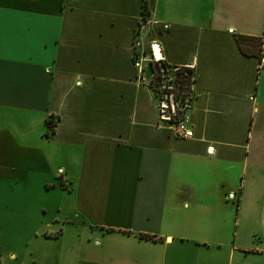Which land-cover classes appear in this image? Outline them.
<instances>
[{"label":"crops","instance_id":"obj_1","mask_svg":"<svg viewBox=\"0 0 264 264\" xmlns=\"http://www.w3.org/2000/svg\"><path fill=\"white\" fill-rule=\"evenodd\" d=\"M0 264H264V0H0Z\"/></svg>","mask_w":264,"mask_h":264},{"label":"built area","instance_id":"obj_2","mask_svg":"<svg viewBox=\"0 0 264 264\" xmlns=\"http://www.w3.org/2000/svg\"><path fill=\"white\" fill-rule=\"evenodd\" d=\"M150 60L155 62L161 60L156 46L152 49V57ZM137 65H139V63H137ZM167 75H165V78H163L161 82H158L153 87L158 99L157 107L159 123L170 126L174 135L178 138H192L193 131L190 128L188 116V112L191 108V98L190 96H187L185 99H176L174 94L170 92L174 87L173 77L168 78L166 77Z\"/></svg>","mask_w":264,"mask_h":264},{"label":"trees","instance_id":"obj_3","mask_svg":"<svg viewBox=\"0 0 264 264\" xmlns=\"http://www.w3.org/2000/svg\"><path fill=\"white\" fill-rule=\"evenodd\" d=\"M144 11H146V8L144 7ZM146 19V17H144ZM239 43L242 44L243 42H255L256 40L251 38H245L240 37ZM150 69L153 73V77L151 79V84H153V87L158 82H161L163 78L166 77H173V88L170 90L175 96L176 99H185L187 96H190L191 98V85L192 81L194 79L193 71L190 68L185 67H176V66H170L164 61H158L155 62L153 60L150 61ZM175 70V71H174ZM172 81V80H171ZM52 117L50 118V120ZM47 125L51 126L53 125L51 121H47Z\"/></svg>","mask_w":264,"mask_h":264},{"label":"rangeland","instance_id":"obj_4","mask_svg":"<svg viewBox=\"0 0 264 264\" xmlns=\"http://www.w3.org/2000/svg\"><path fill=\"white\" fill-rule=\"evenodd\" d=\"M189 95H191V94H189Z\"/></svg>","mask_w":264,"mask_h":264}]
</instances>
